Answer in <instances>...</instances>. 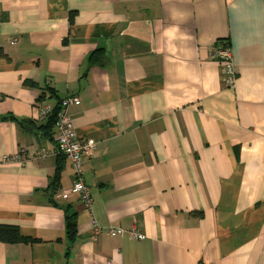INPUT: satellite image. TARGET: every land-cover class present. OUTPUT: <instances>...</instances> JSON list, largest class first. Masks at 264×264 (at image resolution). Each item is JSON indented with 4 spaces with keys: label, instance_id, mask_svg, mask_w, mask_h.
Listing matches in <instances>:
<instances>
[{
    "label": "crops",
    "instance_id": "crops-1",
    "mask_svg": "<svg viewBox=\"0 0 264 264\" xmlns=\"http://www.w3.org/2000/svg\"><path fill=\"white\" fill-rule=\"evenodd\" d=\"M70 97L97 236L41 115ZM0 225V264H264V0H0Z\"/></svg>",
    "mask_w": 264,
    "mask_h": 264
},
{
    "label": "built area",
    "instance_id": "built-area-1",
    "mask_svg": "<svg viewBox=\"0 0 264 264\" xmlns=\"http://www.w3.org/2000/svg\"><path fill=\"white\" fill-rule=\"evenodd\" d=\"M217 58L223 65V84L225 87L233 88L236 81V71L233 64L232 50L226 42L218 49L216 53ZM80 100L77 97H70L61 102V107L57 115L56 136L55 141L60 154L66 156L72 163L74 170V183L73 185L63 191L60 198L67 200L73 195H77L83 205L84 210L92 217L93 235L97 236L101 232V227L98 225L93 211V198L90 189L83 180V161L85 157L91 156L96 145L87 140L81 139L72 125V118L68 113L70 105H79ZM52 109L44 107L41 109L42 117L52 115ZM47 154L43 153L41 157H46ZM5 161H17L16 157L4 158ZM108 233L111 237H124L129 234L133 239L141 240L143 236L133 229L129 232L122 228L110 227ZM111 264V263H110Z\"/></svg>",
    "mask_w": 264,
    "mask_h": 264
},
{
    "label": "trees",
    "instance_id": "trees-1",
    "mask_svg": "<svg viewBox=\"0 0 264 264\" xmlns=\"http://www.w3.org/2000/svg\"><path fill=\"white\" fill-rule=\"evenodd\" d=\"M73 22V17H71V23ZM61 103L58 107L54 110L51 118L49 119L48 127L52 128L55 126L57 121V115L60 110ZM7 119V118H4ZM24 127L30 131H40L42 128H37L32 122L27 120H22ZM60 169H58V173ZM67 233L69 239L74 240L77 234V223H76V216H68L67 217ZM30 240L24 238L20 234V230L16 226L11 225H0V243L4 244H18V243H28Z\"/></svg>",
    "mask_w": 264,
    "mask_h": 264
}]
</instances>
